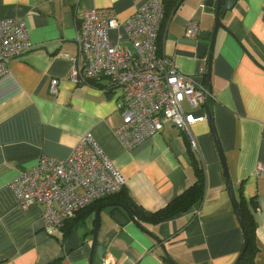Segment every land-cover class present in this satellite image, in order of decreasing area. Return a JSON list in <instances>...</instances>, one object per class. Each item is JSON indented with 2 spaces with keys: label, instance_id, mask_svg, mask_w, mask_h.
Segmentation results:
<instances>
[{
  "label": "crops",
  "instance_id": "crops-1",
  "mask_svg": "<svg viewBox=\"0 0 264 264\" xmlns=\"http://www.w3.org/2000/svg\"><path fill=\"white\" fill-rule=\"evenodd\" d=\"M147 0H0V18L23 17L35 46L14 59L0 78V264H90L97 208L113 202L121 190L148 212H155L185 192L196 180L187 135L169 119L163 129L133 149L116 134L122 122L120 87L106 78L76 84L69 77L78 52L79 15L91 7H113L120 22ZM191 20L201 31H213L215 8L206 0H185L162 28L161 44L181 70L206 82V56L198 38L186 35ZM212 66L213 98L209 104L239 199L255 224V264H264V0H237L222 18ZM111 43L129 46L123 26L111 31ZM53 78L61 82L50 92ZM184 108L205 169L201 202L161 222L137 220L164 241L177 264H233L244 246V232L233 207L227 177L207 119L205 106ZM91 132L126 177V185L108 199L89 204L66 225L50 233L43 206L24 210L11 186L21 170L43 154L71 155ZM99 205L98 207L96 205ZM98 244L104 258L94 264H171L155 237L134 221L119 224L110 208L101 212Z\"/></svg>",
  "mask_w": 264,
  "mask_h": 264
},
{
  "label": "built area",
  "instance_id": "built-area-1",
  "mask_svg": "<svg viewBox=\"0 0 264 264\" xmlns=\"http://www.w3.org/2000/svg\"><path fill=\"white\" fill-rule=\"evenodd\" d=\"M165 10L164 0H147L120 22L113 7L85 9L77 23L78 52L74 56L65 54L74 61L69 77L72 82L106 78L110 87L121 88L122 122L116 134L128 149L160 132L166 118L198 150L184 103L203 107L213 98L206 82L184 73L176 56L163 49L160 39ZM119 26L125 28L131 47L111 43V31ZM199 34L198 22L191 20L186 35L198 38ZM34 47L25 18H0V78L10 71L14 59ZM201 73L206 75V69ZM60 82V78L51 80L52 94L58 93ZM258 171L263 172L264 165ZM126 183V177L88 132L70 156L43 154L34 166L21 170L11 186L22 209L27 210L33 203L43 206L45 227L54 233L77 212Z\"/></svg>",
  "mask_w": 264,
  "mask_h": 264
},
{
  "label": "water",
  "instance_id": "water-1",
  "mask_svg": "<svg viewBox=\"0 0 264 264\" xmlns=\"http://www.w3.org/2000/svg\"><path fill=\"white\" fill-rule=\"evenodd\" d=\"M237 0H206V3L208 6L215 8V26L213 31H201L200 32V39L203 41L199 45V55L201 57L206 56V84L209 87L210 91L212 92V66H213V54L215 49V40L217 31L219 28H225V24L222 21L223 16L225 15L226 11L231 9ZM213 93V92H212ZM206 113H207V119L210 124L211 131L213 133L219 155L221 158V162L224 168V172L227 177V183H228V189L230 198L233 204V207L235 209L236 215L238 217V220L240 222V225L242 227V230L244 232V246L242 251L240 252L238 258L236 259L234 264H238L240 260L243 258L246 249L248 247L249 243V234L246 229L244 219L239 207L238 198L236 194V190L233 184V180L231 178L227 158L223 149V146L221 144V140L217 131V127L215 124V118L213 115V110L209 103L205 104ZM109 207L110 213L112 216V219L117 221L119 224H126L129 220L134 221L138 226L143 228L147 233L155 237L157 242L162 246V248L165 251V255L169 258V260L173 264H177L173 258L169 255L164 241H162L158 236L154 235L152 232L147 230L134 216L133 212L125 205L120 202H108L105 204L100 205L97 208L96 216H95V226H94V234H93V244H92V252L90 257V264H94V256L98 258H104L106 250L98 244V230L101 222V212L104 208Z\"/></svg>",
  "mask_w": 264,
  "mask_h": 264
},
{
  "label": "trees",
  "instance_id": "trees-1",
  "mask_svg": "<svg viewBox=\"0 0 264 264\" xmlns=\"http://www.w3.org/2000/svg\"><path fill=\"white\" fill-rule=\"evenodd\" d=\"M185 0H164L165 2V17L163 21L162 28L164 27L166 21L173 15V13L180 7V5ZM188 138V137H187ZM188 146L191 154V160L194 164L195 172H196V180L195 182L181 195L177 198L169 202L165 207L155 212H148L141 208L135 206V204L131 201V198L127 195L124 190H121L116 195H112V198H115L113 202H120L125 204L134 215H136L141 221H152V222H161L166 219H169L179 213H183L188 211L190 208L195 206L197 203L201 202L204 198L205 189H206V174L204 167L200 164V160L197 156V150H194L191 146V142L188 138ZM111 197V196H110ZM105 197L104 199H108ZM238 198L239 207L244 219V223L246 229L249 234V243L246 249V252L243 258L240 260L238 264H255V253L257 251L256 241H255V224L253 221V217L250 212L247 210L246 205L242 199ZM96 205V204H95ZM97 207L99 205H96ZM85 208L80 211V213H85ZM66 225V224H65ZM166 256V255H165ZM166 259L169 258L166 256ZM235 263V262H234ZM233 263V264H234ZM48 264H63V257H57L52 259ZM171 264H173L171 262Z\"/></svg>",
  "mask_w": 264,
  "mask_h": 264
}]
</instances>
